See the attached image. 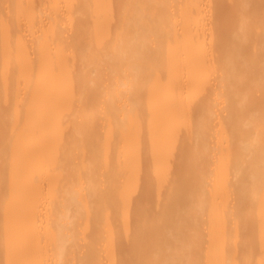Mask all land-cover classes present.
Here are the masks:
<instances>
[{"label":"bare ground","instance_id":"bare-ground-1","mask_svg":"<svg viewBox=\"0 0 264 264\" xmlns=\"http://www.w3.org/2000/svg\"><path fill=\"white\" fill-rule=\"evenodd\" d=\"M0 264H264V0H0Z\"/></svg>","mask_w":264,"mask_h":264}]
</instances>
